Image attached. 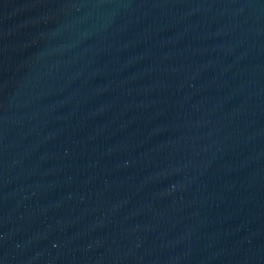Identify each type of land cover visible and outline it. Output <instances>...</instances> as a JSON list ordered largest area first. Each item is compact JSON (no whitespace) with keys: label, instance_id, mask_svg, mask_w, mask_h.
<instances>
[{"label":"water","instance_id":"95a60500","mask_svg":"<svg viewBox=\"0 0 264 264\" xmlns=\"http://www.w3.org/2000/svg\"><path fill=\"white\" fill-rule=\"evenodd\" d=\"M0 264H264V0H0Z\"/></svg>","mask_w":264,"mask_h":264}]
</instances>
